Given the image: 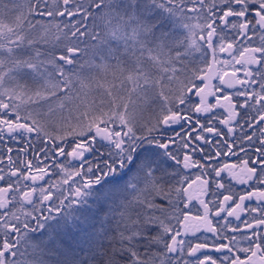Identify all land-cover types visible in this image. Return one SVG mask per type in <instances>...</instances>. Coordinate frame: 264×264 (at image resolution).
Here are the masks:
<instances>
[{
  "label": "snow or ice",
  "instance_id": "6c2138e0",
  "mask_svg": "<svg viewBox=\"0 0 264 264\" xmlns=\"http://www.w3.org/2000/svg\"><path fill=\"white\" fill-rule=\"evenodd\" d=\"M0 264H264V0H0Z\"/></svg>",
  "mask_w": 264,
  "mask_h": 264
},
{
  "label": "flooded vegetation",
  "instance_id": "af4514ba",
  "mask_svg": "<svg viewBox=\"0 0 264 264\" xmlns=\"http://www.w3.org/2000/svg\"><path fill=\"white\" fill-rule=\"evenodd\" d=\"M212 83H213V84H216V85L219 86V82H218V81H215V82L212 81ZM212 90L214 91V89H212ZM208 100H209V102H211V103H214V102H215L214 98L211 97V96L208 97ZM198 102H199V98L196 97L195 95H191V103H192V104H196V103H198ZM216 111H217L219 114H223V110H221V109H217ZM170 134H172V133H170ZM86 155H87V154H86ZM242 155H243V154H241V156H242ZM32 157H33V155H32ZM27 158H28V157H27ZM60 158H61V157H59V160H60V162H62ZM31 159H32V158H31ZM34 162H35V161H34ZM45 163H47V164L49 165V167H51L53 161L50 159V160H48V161H45ZM220 163H238V161H237V159H236L235 157H226V158H223V159L220 161ZM50 175H51V169H50ZM190 175H191L192 178H194V176H195V171H193ZM46 179H49V177H47ZM226 179H227V178H226ZM52 181H53V182H52ZM51 182H52V183H56V181H54V179L51 180ZM232 184H233V187L235 188V190H236L237 192H243V191L248 190V186H247V185H240V184L236 183L235 181H232ZM210 198H212V197H210ZM252 204H253V206H254L255 201H253ZM198 207H199V206L197 205V208H198ZM195 211H196V208L193 209V212H194V213H195Z\"/></svg>",
  "mask_w": 264,
  "mask_h": 264
},
{
  "label": "trees",
  "instance_id": "16d2710c",
  "mask_svg": "<svg viewBox=\"0 0 264 264\" xmlns=\"http://www.w3.org/2000/svg\"><path fill=\"white\" fill-rule=\"evenodd\" d=\"M69 139H71V138H69ZM12 146L14 148H19V147H22L23 144L22 143H17V144H13ZM31 158L35 161L34 156L32 157V153H31V150H30V154L28 156V159H31ZM60 159H61L62 162L64 161L63 157H61ZM57 162H60L59 158H58ZM5 163H7V161H5ZM76 163H78V162L73 161V164H76ZM50 169H51V175L49 176V180L51 181V180L54 179V181H56V183H59L60 180L62 179V175L63 174L59 172V169H52L51 167H50Z\"/></svg>",
  "mask_w": 264,
  "mask_h": 264
},
{
  "label": "rangeland",
  "instance_id": "374dc122",
  "mask_svg": "<svg viewBox=\"0 0 264 264\" xmlns=\"http://www.w3.org/2000/svg\"><path fill=\"white\" fill-rule=\"evenodd\" d=\"M216 80H214V82H215Z\"/></svg>",
  "mask_w": 264,
  "mask_h": 264
}]
</instances>
